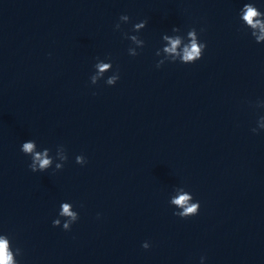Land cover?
Listing matches in <instances>:
<instances>
[{
    "label": "clouds",
    "instance_id": "clouds-1",
    "mask_svg": "<svg viewBox=\"0 0 264 264\" xmlns=\"http://www.w3.org/2000/svg\"><path fill=\"white\" fill-rule=\"evenodd\" d=\"M120 22L128 23L130 17L128 15H121L119 17ZM240 20H242L243 24L251 30V35L254 37L257 43H261L264 41V13L258 10L253 2H248L243 5L240 10ZM147 25V21H140L139 23H135L133 25V32H139L144 29ZM116 29H120V23L115 25ZM203 31V29H201ZM173 33H179L180 29L178 27H173ZM126 39L130 40L133 45H144V41L140 39L137 35H129L128 33H124ZM162 39L168 42L167 47L163 49L164 53L171 55V60L169 62L179 61L184 64L195 63L197 60L202 58L203 52L207 47L206 43H203L199 40L197 31L195 28H192L187 32V37L181 35H163ZM187 39V43L183 44V47L180 51H178V47L182 44V41ZM128 54L130 56H137L139 53L136 51L134 47L128 48ZM160 53L157 51L156 55L158 56ZM165 61L160 59L156 67L160 68ZM96 69H98L97 74L90 77L91 83L95 85L99 79L103 76L104 72L112 67L111 63L98 62L95 65ZM119 79L118 71L113 75L109 76L106 80V84L109 86H113ZM260 120H264V117H261ZM261 128H264V124L260 125ZM252 132H257L256 128L252 129ZM63 147V146H61ZM37 144L33 140H29L24 142L21 145V151L31 157V163L29 164V168L32 172L44 171L49 168L52 163V160L49 158V149L45 148L42 152L36 151ZM63 160H67V155H63L61 157ZM76 163L83 165L86 163V159L82 155H78L76 157ZM38 166V167H37ZM56 167L62 168V165L57 164ZM170 204L175 205L180 211L174 213V215L179 216L182 219H186L190 216H195L198 214L200 209L199 202H193V197L189 192L181 189L179 194L173 197L170 200ZM59 216H66L70 219L63 223L64 230H70L71 225L78 220V215L75 212L70 211V205L68 203H63L62 208L59 211ZM60 219L53 220V226H60ZM143 248L147 249L150 247L148 242H144L142 245ZM16 254H20V249H16ZM203 260V258H202ZM0 264H17V261H14L13 254L9 251V240L6 235L0 236Z\"/></svg>",
    "mask_w": 264,
    "mask_h": 264
}]
</instances>
